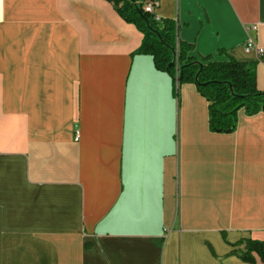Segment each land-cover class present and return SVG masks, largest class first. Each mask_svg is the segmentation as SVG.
<instances>
[{
  "label": "crops",
  "instance_id": "obj_1",
  "mask_svg": "<svg viewBox=\"0 0 264 264\" xmlns=\"http://www.w3.org/2000/svg\"><path fill=\"white\" fill-rule=\"evenodd\" d=\"M156 14L199 58L255 62L264 91V0ZM142 40L108 0H0V264H264L247 252L264 242V111L212 131L207 98Z\"/></svg>",
  "mask_w": 264,
  "mask_h": 264
},
{
  "label": "trees",
  "instance_id": "obj_2",
  "mask_svg": "<svg viewBox=\"0 0 264 264\" xmlns=\"http://www.w3.org/2000/svg\"><path fill=\"white\" fill-rule=\"evenodd\" d=\"M119 14L134 23L143 33L137 52L151 54L158 69L168 71L176 83L194 82L209 102V126L212 131L229 133L236 129L238 112L264 111V91L258 88L256 63L232 57L215 60L212 55L200 58L192 52L194 43L178 37L176 21L156 19L144 8L148 0H108ZM219 50V53H223ZM250 251L264 259V242L247 241Z\"/></svg>",
  "mask_w": 264,
  "mask_h": 264
},
{
  "label": "built area",
  "instance_id": "obj_3",
  "mask_svg": "<svg viewBox=\"0 0 264 264\" xmlns=\"http://www.w3.org/2000/svg\"><path fill=\"white\" fill-rule=\"evenodd\" d=\"M159 6V0H148L144 6L145 10L151 14L154 15L156 19H160V17L156 14V8ZM255 29V27H253ZM245 49L246 50H255L258 52V54H263V49L258 47L256 42L253 38L249 37V39L245 43ZM79 136L77 134L76 139H78Z\"/></svg>",
  "mask_w": 264,
  "mask_h": 264
},
{
  "label": "water",
  "instance_id": "obj_4",
  "mask_svg": "<svg viewBox=\"0 0 264 264\" xmlns=\"http://www.w3.org/2000/svg\"><path fill=\"white\" fill-rule=\"evenodd\" d=\"M264 108V107H263Z\"/></svg>",
  "mask_w": 264,
  "mask_h": 264
}]
</instances>
